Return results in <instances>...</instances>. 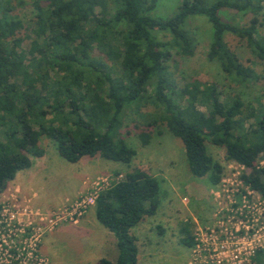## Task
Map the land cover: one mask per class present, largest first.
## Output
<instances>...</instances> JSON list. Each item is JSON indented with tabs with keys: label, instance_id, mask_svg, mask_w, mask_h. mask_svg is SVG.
<instances>
[{
	"label": "trees",
	"instance_id": "16d2710c",
	"mask_svg": "<svg viewBox=\"0 0 264 264\" xmlns=\"http://www.w3.org/2000/svg\"><path fill=\"white\" fill-rule=\"evenodd\" d=\"M263 1L179 0L162 17L153 14L158 0H0V193L43 156V136L71 163L98 156L129 164L136 152L121 129L130 112L142 145L153 127L165 125L182 141L190 173L215 186L224 164L208 153L210 142L224 149L226 162L251 167L248 180L264 194V168L255 169L264 154V92L253 106L214 83L191 79L178 86L168 69L173 55L193 54L195 38L186 25L204 16L212 28L208 58L236 84L264 81ZM26 7L33 11L28 24L18 16ZM228 11L241 17L228 19ZM228 35L253 60L245 64ZM159 205L160 181L140 167L101 192L95 217L114 235L118 256L96 264H138L131 229ZM179 232L191 246V225L180 224ZM256 260L264 264V254Z\"/></svg>",
	"mask_w": 264,
	"mask_h": 264
},
{
	"label": "rangeland",
	"instance_id": "374dc122",
	"mask_svg": "<svg viewBox=\"0 0 264 264\" xmlns=\"http://www.w3.org/2000/svg\"><path fill=\"white\" fill-rule=\"evenodd\" d=\"M178 3L179 0H158L153 14L171 16ZM99 11L97 8L98 14ZM227 15L233 21L241 17L231 11ZM18 16L28 24L33 17L32 8L19 10ZM186 28L195 38L193 54L173 55L174 59L168 61V69L178 86L191 79L214 83L224 93L239 94L245 103L251 102L255 106L256 98L264 92V81L247 86L236 84L224 74L216 60L208 58L212 28L206 17L194 16ZM33 38L34 35L30 32V37L23 44L25 48ZM161 38L167 39L163 36ZM226 40L245 64L250 59L253 60L254 57L243 42L232 35H228ZM260 100L264 102L263 98ZM144 110L152 111V107L147 105ZM201 110L205 111L203 107ZM124 122L121 136L136 152L129 164L98 156L82 157L78 162L71 163L59 155L50 139L45 136L40 138L44 156L33 158L32 166L28 170L18 171L0 193V207L5 206L10 218L8 221L11 220L10 227L15 232L12 235L6 228H1L0 244L3 249L0 250V264H7L6 260H10L8 264H18L19 260L22 263L27 244L31 245L29 250L32 255L31 261L24 264H36L39 258L44 259L42 264H80L77 248L84 242L83 236L90 235L84 233L83 228H77L87 225L81 220L94 206L78 223L72 225L67 222L50 225L46 218L84 190L95 176L115 174V171L127 172L135 165L160 181V205L157 212L143 221L145 224L141 230H135V227L131 229L137 238L138 264H188L189 247L181 242L179 226L190 224L192 231L196 222L209 220L213 213L214 186L210 184L208 177H195L190 173L182 141L166 129L165 125L153 127L150 142L142 145L130 112L125 116ZM207 151L214 160L226 163L222 147L207 142ZM114 164L119 168H110ZM92 216L91 220L97 225L88 227L92 236L94 239H106L107 235L102 230L107 229L93 213ZM26 226H30L27 229L29 234H26L29 238L24 243L25 235L19 232L21 227ZM57 230L62 232H56ZM16 255L19 256L17 260Z\"/></svg>",
	"mask_w": 264,
	"mask_h": 264
},
{
	"label": "built area",
	"instance_id": "2783aa9c",
	"mask_svg": "<svg viewBox=\"0 0 264 264\" xmlns=\"http://www.w3.org/2000/svg\"><path fill=\"white\" fill-rule=\"evenodd\" d=\"M264 168V154L257 158L255 169ZM252 168L236 162H226L220 182L212 192L213 213L208 221L196 222L189 246L188 264H256L257 254H264V194L254 188L248 177ZM124 175L106 174L91 180L87 187L78 192L71 201L63 204L46 218L50 225L61 222L76 224L95 206L96 199L103 191L109 190ZM5 206L0 207V231L6 228L15 235ZM19 223V222H18ZM30 226L21 227L19 233L29 238ZM0 244V250L3 249ZM6 245V243H5ZM22 257V263L31 261L30 244ZM24 249V246H23ZM21 256V254H20ZM16 255L15 259H18ZM6 263H10V260ZM18 261V264H22ZM44 263L43 258L36 264Z\"/></svg>",
	"mask_w": 264,
	"mask_h": 264
},
{
	"label": "crops",
	"instance_id": "0c3cea01",
	"mask_svg": "<svg viewBox=\"0 0 264 264\" xmlns=\"http://www.w3.org/2000/svg\"><path fill=\"white\" fill-rule=\"evenodd\" d=\"M43 156H44V154H43ZM117 166H118L117 164H114V165L110 166V168H119ZM135 167H138V166L135 165ZM115 172L119 173L121 171H115ZM125 172L126 171L121 172V173H125ZM97 177L98 176H95L94 178H97ZM92 213L95 215L94 207L91 208L89 210V212H88V215H86L81 220V222H85V223H87V225L85 227H83L81 225L79 228H77L78 230L80 228H83L84 229V233L90 235V236H83L84 242L81 244L80 247L77 248L80 264H96V262L100 258H107V259H109L111 261H115L117 259V256H118V250H117V246H116V239H115L114 235L109 230H102L107 235L106 239H104V238L97 239L96 237L94 239V237L92 236L91 229L88 228L90 226L91 227H93V226L97 227L95 222H93V220H91V217H93ZM143 224H145L143 221L140 222L137 226H135V230L136 229L137 230H141L140 228L142 227ZM63 229L64 228H62V231H63ZM62 231H58L57 230L56 232H62Z\"/></svg>",
	"mask_w": 264,
	"mask_h": 264
}]
</instances>
